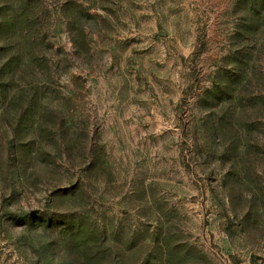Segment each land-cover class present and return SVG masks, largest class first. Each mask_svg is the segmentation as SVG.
Wrapping results in <instances>:
<instances>
[{
    "label": "rangeland",
    "instance_id": "rangeland-1",
    "mask_svg": "<svg viewBox=\"0 0 264 264\" xmlns=\"http://www.w3.org/2000/svg\"><path fill=\"white\" fill-rule=\"evenodd\" d=\"M0 264H264V0H0Z\"/></svg>",
    "mask_w": 264,
    "mask_h": 264
}]
</instances>
